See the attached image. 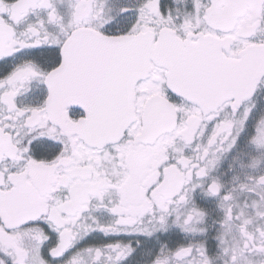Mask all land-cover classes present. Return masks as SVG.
<instances>
[{"label":"snow or ice","instance_id":"6c2138e0","mask_svg":"<svg viewBox=\"0 0 264 264\" xmlns=\"http://www.w3.org/2000/svg\"><path fill=\"white\" fill-rule=\"evenodd\" d=\"M0 264H264V0H0Z\"/></svg>","mask_w":264,"mask_h":264},{"label":"flooded vegetation","instance_id":"af4514ba","mask_svg":"<svg viewBox=\"0 0 264 264\" xmlns=\"http://www.w3.org/2000/svg\"><path fill=\"white\" fill-rule=\"evenodd\" d=\"M97 239H103L102 234H95Z\"/></svg>","mask_w":264,"mask_h":264}]
</instances>
